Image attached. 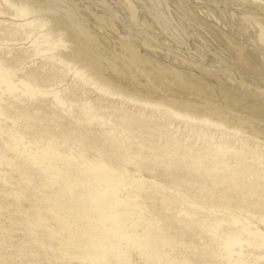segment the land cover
Returning a JSON list of instances; mask_svg holds the SVG:
<instances>
[{
	"label": "rangeland",
	"instance_id": "1",
	"mask_svg": "<svg viewBox=\"0 0 264 264\" xmlns=\"http://www.w3.org/2000/svg\"><path fill=\"white\" fill-rule=\"evenodd\" d=\"M0 4L1 29L19 22ZM1 29L0 264H264V180L237 149L200 161L201 137L111 123L94 92L72 94L71 76L57 87L26 78L55 63L10 64L30 42L6 41ZM190 175L225 196L183 190ZM251 198L262 201L246 207Z\"/></svg>",
	"mask_w": 264,
	"mask_h": 264
},
{
	"label": "bare ground",
	"instance_id": "2",
	"mask_svg": "<svg viewBox=\"0 0 264 264\" xmlns=\"http://www.w3.org/2000/svg\"><path fill=\"white\" fill-rule=\"evenodd\" d=\"M202 1L3 0L19 22L2 26V38L30 42L6 60L21 66L46 56L54 67L24 76L56 87L71 76L72 94L94 92V109L111 123L137 136L201 137L200 161L210 149H237L239 163L264 180V0ZM200 178L190 175L183 190L225 196Z\"/></svg>",
	"mask_w": 264,
	"mask_h": 264
}]
</instances>
